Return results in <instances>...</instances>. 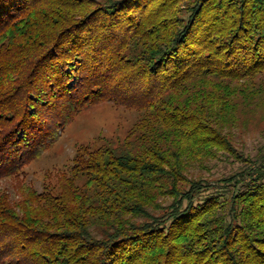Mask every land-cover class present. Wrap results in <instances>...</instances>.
<instances>
[{
  "label": "trees",
  "instance_id": "1",
  "mask_svg": "<svg viewBox=\"0 0 264 264\" xmlns=\"http://www.w3.org/2000/svg\"><path fill=\"white\" fill-rule=\"evenodd\" d=\"M105 102L122 139L21 180ZM259 110L264 0H0V264H264V144L234 131Z\"/></svg>",
  "mask_w": 264,
  "mask_h": 264
},
{
  "label": "rangeland",
  "instance_id": "2",
  "mask_svg": "<svg viewBox=\"0 0 264 264\" xmlns=\"http://www.w3.org/2000/svg\"><path fill=\"white\" fill-rule=\"evenodd\" d=\"M254 113L251 121L243 127H236L237 144L244 146L247 153L256 154L264 144V112ZM135 121V114L122 107H115L105 102L86 108L61 136L57 144L47 152L39 162L32 163L24 170L21 180L36 190L41 191L45 182L55 184L56 174L61 168L68 166L75 149L80 144H87L101 136L107 138H123ZM233 165L226 158L211 164V171L204 172L205 177H221L232 170ZM11 180L0 181V190L11 189Z\"/></svg>",
  "mask_w": 264,
  "mask_h": 264
}]
</instances>
